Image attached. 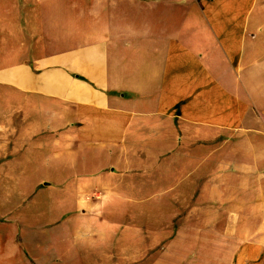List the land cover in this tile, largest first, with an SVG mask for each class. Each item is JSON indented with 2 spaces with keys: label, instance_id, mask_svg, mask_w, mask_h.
<instances>
[{
  "label": "crops",
  "instance_id": "1",
  "mask_svg": "<svg viewBox=\"0 0 264 264\" xmlns=\"http://www.w3.org/2000/svg\"><path fill=\"white\" fill-rule=\"evenodd\" d=\"M72 157L103 187L64 195ZM141 160L197 179L195 212L224 192L219 212L164 240L150 216L105 228L101 188ZM201 247L264 264V0H1L0 264H195Z\"/></svg>",
  "mask_w": 264,
  "mask_h": 264
},
{
  "label": "rangeland",
  "instance_id": "2",
  "mask_svg": "<svg viewBox=\"0 0 264 264\" xmlns=\"http://www.w3.org/2000/svg\"><path fill=\"white\" fill-rule=\"evenodd\" d=\"M48 33L49 32L47 31H40L37 36L41 40H44V42H48ZM8 34L9 37L11 35L15 36V30H9ZM23 34L24 38L29 36L31 37V32L29 31H24ZM26 54L27 52L24 51V56H26ZM40 101L42 102V100ZM41 114H45V112H41ZM41 117L43 116L41 115ZM55 147H57V150L60 148L58 145ZM40 153L41 157L47 158L48 155L53 153L52 145H50V147L46 146ZM68 161L73 164V168L68 176L71 178L69 187L71 190L64 193V195L67 194L68 197L72 198V196L77 193L74 188H79L80 184L83 185V188L103 187V183L100 180H95V176H101L100 171H98L97 168V160L89 159L87 162H83L82 166L78 164V162H80L79 157H72ZM141 162L142 163L138 165V167L141 168L140 172L125 177L123 176L117 181L119 184L115 186V188L118 192H112L110 189L107 190L111 187L101 188L103 189L102 191H105L103 196L105 206L96 213L106 218V221L102 224L105 228L110 225L109 222L111 221H114L113 225H117L118 227L119 224H123V222L127 220L129 215L136 216V218L141 220H143V217L150 216V218H152V222L148 223V225L155 231L151 234L153 241L164 240L169 237L167 233H163L164 227L185 225V223L183 224L181 222L184 220L185 215L193 213L196 215H208L219 212L218 207L215 206V204H217L219 198H222L224 192L201 190V207L195 212L193 210L192 203L197 198L198 192L187 188L191 186L192 183L197 182V179H193L191 176L161 175L156 173V171L151 174H144L143 170L147 167L154 168L158 165L154 162L145 165L143 160H141ZM74 165L77 167L75 168ZM205 177L206 176L204 175L199 176L200 184L204 182ZM43 194L44 193H41L40 195L42 196ZM62 195L63 194L60 192H54L53 196L56 200V206L62 199ZM99 195L102 196L101 192ZM209 198H211L212 201H209ZM214 198L218 200L214 202ZM209 204H212V206H209ZM172 220H177V223L171 222ZM108 230L110 231L111 229L108 228ZM203 233L206 234L207 232L205 231ZM156 250L157 248H153L152 257H155L154 253ZM206 252L207 251L203 250V247H201V254L194 256V262L197 264H215L213 256L206 254ZM126 257L127 256L118 255L117 261L119 260L118 262H120ZM119 264L127 263L121 262Z\"/></svg>",
  "mask_w": 264,
  "mask_h": 264
}]
</instances>
